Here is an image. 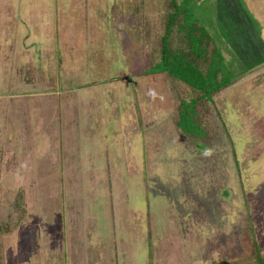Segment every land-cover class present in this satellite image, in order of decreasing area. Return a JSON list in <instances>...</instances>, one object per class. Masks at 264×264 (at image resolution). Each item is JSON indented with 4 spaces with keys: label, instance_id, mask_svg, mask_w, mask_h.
Instances as JSON below:
<instances>
[{
    "label": "rangeland",
    "instance_id": "1",
    "mask_svg": "<svg viewBox=\"0 0 264 264\" xmlns=\"http://www.w3.org/2000/svg\"><path fill=\"white\" fill-rule=\"evenodd\" d=\"M176 1L229 80L199 138L161 72L166 0H0L1 264H248V226L264 258V63L228 62L232 2ZM237 1L262 44L264 0Z\"/></svg>",
    "mask_w": 264,
    "mask_h": 264
},
{
    "label": "trees",
    "instance_id": "2",
    "mask_svg": "<svg viewBox=\"0 0 264 264\" xmlns=\"http://www.w3.org/2000/svg\"><path fill=\"white\" fill-rule=\"evenodd\" d=\"M165 6V27L159 38L160 59L161 72L169 75L172 90L179 94L174 124L180 138H199L201 134H207L205 118L208 100L224 89L229 80L223 75L222 56L205 29L193 20L192 15H185L186 10H182L176 0H166ZM19 194L7 192L11 199L7 207H0V237L6 235L7 231L9 233L11 228L15 231L14 227H19L15 221L5 222L21 211L20 207L17 211L22 199ZM2 224L7 231L2 230ZM248 227L252 246L250 260L253 259V263L248 264H264L252 229Z\"/></svg>",
    "mask_w": 264,
    "mask_h": 264
},
{
    "label": "crops",
    "instance_id": "3",
    "mask_svg": "<svg viewBox=\"0 0 264 264\" xmlns=\"http://www.w3.org/2000/svg\"><path fill=\"white\" fill-rule=\"evenodd\" d=\"M213 1L215 3V1L218 2L219 0H213ZM228 1L232 2V5H231L232 7H230L229 10H232L235 16L237 15V18L236 20H233V21L231 20H229V22L227 21L226 26L222 28V31L223 29L225 31L223 32L221 31L222 39L218 40V42L222 41L225 37L224 41L226 42V47H227L226 55H227L228 62L236 59L235 57L236 55L237 58L240 60L241 70L244 71L247 68H254V67L257 68L258 66L261 67L262 64L264 63V52H263L264 45H262L264 42L262 40L263 43L260 44V42L257 40V37H256L257 29L254 30L255 27H258L256 25L257 21L252 22L250 19H247L246 16L244 17L240 16L241 9H238L240 8V6L237 0H228ZM260 7L261 6H259V11H260ZM258 15L259 13L256 16ZM221 20L223 22L222 16H220L219 14L216 20L217 24H219ZM258 21L260 24L259 27L264 28V25H263L264 19L258 20ZM261 34L263 36L264 31L263 33L261 32ZM261 47L263 48V50L261 49ZM231 66H234V65L232 64ZM239 68L240 67H237V69ZM243 71L242 73H244Z\"/></svg>",
    "mask_w": 264,
    "mask_h": 264
}]
</instances>
